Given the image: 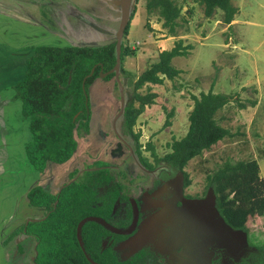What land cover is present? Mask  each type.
Instances as JSON below:
<instances>
[{"label":"rangeland","instance_id":"1","mask_svg":"<svg viewBox=\"0 0 264 264\" xmlns=\"http://www.w3.org/2000/svg\"><path fill=\"white\" fill-rule=\"evenodd\" d=\"M71 1L78 4L84 0ZM45 2L50 4L44 5ZM133 2L135 12L123 39L133 55L125 58L122 67L124 73L119 76L124 88L122 95L113 80L99 78L93 82L88 90L90 120L86 135H75L77 149L69 161L60 165L50 164L52 171L59 169L61 173L57 188L60 189L62 183L68 182L71 177L78 178L79 173L90 166L112 165L120 161L121 158L115 160L119 157H114L111 151L117 143L114 134H118L129 145L134 143L131 137L123 136L120 130L122 118L114 120L120 109V96L127 104L133 82L151 64L158 61L160 52L170 51L178 41H182V46L190 47L186 57L172 60V65L180 71L178 77L172 81L165 79L162 85L146 84L138 91L141 94L156 95L154 103L145 107L133 126V133L139 134L138 150L141 157L151 161V151L147 149L149 146L159 158L167 154L170 151L168 145L182 139L187 133L188 115L193 106L191 97L211 91L232 97L229 104L215 115L218 124L227 129L231 136L217 142L187 163L183 169L189 181L187 190L191 193L202 191L207 184V177L226 161L254 159L258 163L260 177L264 178V0H231L238 13L229 25L221 21L220 10H216L211 17H205L203 7L193 0H173L180 8L174 36L162 27L157 14L147 13V0ZM106 3L104 7L96 5L94 0H85L81 7L90 9V21L109 30L108 36L114 38L118 12H111L110 0H106ZM67 4L71 3L67 0H0V128L2 115L5 118V78L11 84L18 76L17 69H11L7 64L17 62V68L23 70L21 57L24 53L28 55L31 52L28 48L37 46L40 42L55 47L63 44L64 41H50L53 36H48L46 40L40 31L35 28L32 30L30 24L40 22L44 25V21H48V15L55 21L62 20V15L66 16L67 12L65 8H57ZM78 8L75 10L80 12ZM7 11L12 17H18L27 23L20 22L22 25L16 27L13 20H9L11 17L8 20L5 18ZM85 31V27H82L79 35H85ZM36 34L37 40L34 41ZM91 35L93 38L90 41L101 40L98 37L100 34L92 29ZM39 37H42L40 42ZM168 113L172 115L168 119L169 125H166ZM113 123L115 129L112 127ZM1 151L3 150H0L2 157ZM125 165L127 171L133 174L134 167L131 166L130 159ZM121 171L124 170L119 168L110 170V173L104 170L102 175L111 174L119 183H124V180L119 179ZM20 174L22 177L23 174L17 173L15 167L3 166L0 162V251L3 256L0 264H10L5 263L4 259L10 248L5 240L29 218L34 217L27 215L21 203L30 185L19 184ZM137 176L139 174L136 173ZM50 179L52 181V177ZM52 187L56 189V185ZM111 187L104 186L100 195L108 194L107 190ZM11 197L13 200H10ZM248 225L254 231L253 242L259 245L264 243V215L250 219ZM23 237L28 236L23 233L14 236L10 241L13 246L11 251L18 250L20 245L15 248L14 244H23ZM31 248L29 241L27 250ZM14 264L24 263L19 256H15Z\"/></svg>","mask_w":264,"mask_h":264},{"label":"trees","instance_id":"2","mask_svg":"<svg viewBox=\"0 0 264 264\" xmlns=\"http://www.w3.org/2000/svg\"><path fill=\"white\" fill-rule=\"evenodd\" d=\"M193 1L203 7L205 17H211L220 10L221 21L227 25L238 13L231 0ZM145 9L148 14H157L162 27L174 36L180 8L173 0H147ZM134 12L133 7L131 19ZM128 29L129 26L124 36ZM188 49L190 47H184L182 41H178L170 51L160 52L158 61L133 82L132 93L123 111L121 129L137 148L139 134L133 133V126L156 97L154 93L141 94L138 91L146 84L162 85L165 79L172 81L177 78L180 71L172 65V60L186 57ZM132 55V50L122 40L120 74L124 73L125 58ZM114 64V45L93 48L80 44L64 47L41 45L34 48L26 60L23 78L12 88V99L21 103V114L28 122L30 139L24 149L27 162L35 171L42 173L48 164H64L73 157L77 149L75 135L85 136L89 128L88 90L99 79L100 71L107 73ZM94 67L93 75L83 85L84 78ZM103 79L113 80L116 84L114 74ZM191 98L193 106L188 115L186 135L169 144L170 151L161 158L155 155L152 147L147 148L156 163L162 162L183 171L190 160L231 136L215 118L216 113L229 104L231 96L209 91ZM171 115L167 114L166 125H169ZM136 153L139 155L138 149ZM102 174L103 171L86 172L84 178L65 185L55 194L42 186L32 187L27 192L29 206L45 211L43 219L23 225L20 231L36 240L35 264H90L78 245L76 227L82 219L96 215L91 206L95 191L90 186L112 179L110 175ZM259 174L258 163L250 159L226 161L207 177V186L214 191L220 216L232 229L244 231L257 251L250 264H264V243L253 242L254 231L248 225L250 219L264 215V178ZM97 227L95 223H86L82 227L81 236L88 253L87 245L97 243L96 238L89 237V234Z\"/></svg>","mask_w":264,"mask_h":264},{"label":"flooded vegetation","instance_id":"3","mask_svg":"<svg viewBox=\"0 0 264 264\" xmlns=\"http://www.w3.org/2000/svg\"><path fill=\"white\" fill-rule=\"evenodd\" d=\"M67 1H69L71 4H67V6L64 5L65 7H68L66 10L67 12L66 16L69 19L73 20L74 23L76 24L75 27L73 28L74 31L73 35L75 36V38L81 37L79 35L81 25H85V22L86 24L88 23L87 19H89L88 15L89 13H91V10L90 9L85 10L84 7L78 8L81 5L83 6L85 0L82 3H78V4H75V2L71 0H67ZM94 1L96 2V5L106 7L105 6V4H107L106 0H94ZM110 2L112 6L110 7L108 6V7L111 9L112 8L116 9V11L118 12L116 15L118 19L117 22L119 23L118 16H120V10L118 9V7H116L113 4V0H110ZM76 8H78L80 12L75 10ZM83 10L86 12H84ZM84 27L86 28V26ZM89 27L96 29L97 30L96 33L103 34L104 35L103 37L110 38V36H108V34L110 33L109 30L99 27L95 23H92L90 19H89ZM117 28H118V24H117ZM124 37L125 36H123V39ZM121 98L122 96H120V104H121ZM124 105H126V103H124ZM118 113L115 116L114 120H117V118H122L123 114L121 116H118ZM122 121L123 119L121 120V125H122ZM112 127L113 129H115V123H113ZM120 130L122 132L121 127ZM114 135L116 137L115 139L117 143L114 144L115 147L111 151L114 157H119L115 159L116 161L121 158L118 163L116 162L115 164L112 165L108 164L102 166L101 165L93 166V167L90 166L84 171H81L79 173L78 178L73 179V177H71L70 178L71 181L69 180L66 183L65 182L62 183L61 188L60 189L58 188L56 192V193L60 192L65 185L70 184L77 179L84 178L85 177L84 174L86 172L87 173L100 172L105 170L106 172L110 173V170H119V168H122L124 170L121 171L119 175L120 176L119 179L124 180L125 181L124 183H122L121 181L119 183L116 177L109 174L112 177V179H110L108 182L102 181L101 184L98 183L100 185L96 184L90 186V188H92L95 191V199L92 201L91 204L96 214L94 217L101 218L107 223L109 227H105L103 225L95 223L96 225L99 226V228L97 227L95 231L93 230V232L89 234V237H95L97 243L96 245L94 244L87 245L89 253L86 251L85 249L86 247H84L85 245L83 240H82L83 247L81 248L77 240L78 245L85 256V259L87 260V258H89L95 264H177V262L172 260V258H170L169 256L161 254L158 251H156L153 245L150 243L134 251L128 247H121V245L137 234L142 221L146 220L147 218L156 214L162 209L161 206L159 205L160 202L173 201L176 208L182 207V203L179 201V196L177 195L176 191H174V189L167 188V192L166 191L159 192L168 182H172L175 179L176 174L181 170L168 167L166 164L162 162L156 163L153 156H151L152 157L151 161L144 159L143 157H141L140 153L139 155H137L136 149L138 148L135 143L129 145L120 136H118V134H114ZM123 136L125 135L123 134ZM128 159L131 160L132 163L131 166L134 167L133 174H130L129 171H127L126 169L125 163L128 161ZM181 172L183 173V183L181 186L183 199L185 200L204 199L208 193V190L212 188L208 187L206 184L204 189L199 193H191L190 191L187 190L189 187V181L188 179L186 181V176H185L186 174L184 171ZM82 173L83 175H81ZM136 173L139 174V177L138 176L136 177ZM104 186H110V187L113 186V187L107 190V192H109L108 194L101 196L99 192ZM156 191L161 193L159 197L152 196L153 193H155ZM215 207H216V196H215ZM134 209L136 210L134 211ZM88 223H94V222H88ZM234 230H238V229H234ZM205 236H207V238L199 236L198 242L206 243L207 241H210L212 236L208 234ZM212 241L213 244H211V246H208L205 252L203 253V256L208 257L210 264H250V262L253 259V256L257 253L255 247H253L250 241L248 240V236L246 237V245L242 243L241 239H238L235 242V246L232 247L229 246L227 248L220 247L218 245L216 238ZM36 248H37V243L35 241V247L33 251L34 255H32L33 257L32 264H35V258L37 255ZM181 252H182L181 248L176 250V254H178V256L180 255Z\"/></svg>","mask_w":264,"mask_h":264},{"label":"water","instance_id":"4","mask_svg":"<svg viewBox=\"0 0 264 264\" xmlns=\"http://www.w3.org/2000/svg\"><path fill=\"white\" fill-rule=\"evenodd\" d=\"M113 4L120 10L118 28L114 38H109L97 41L91 44L80 45L83 47H105L115 46V64L112 70L103 73L101 70L99 78L103 79L107 75L114 74V81L122 95L123 86L120 81V63H121V43L124 32L131 21V12L134 7L133 0H113ZM95 67L84 78L91 77ZM125 105L123 97L121 98L120 111L118 116L123 114ZM183 183V173L179 171L172 182H168L161 191H166L167 188L174 189L179 196V201L182 203L181 208H176L173 201L160 202L161 210L142 221L140 228L135 236L124 242L121 247L131 248L133 251L140 249L150 243L154 249L161 254L167 255L177 264H210L208 257L203 256L206 248L213 244L215 238L218 245L223 248L235 246V242L241 239L246 245L245 232L234 230L228 226L215 207V195L212 189L208 190L206 197L202 200H185L182 196L181 186ZM177 188V190H176ZM60 191V190H59ZM156 191L152 196L159 197L161 193ZM55 202L54 205H56ZM136 209H134L135 211ZM29 222L28 220L25 225ZM94 222L105 227H109L107 223L98 217H86L82 219L76 228V236L81 248L83 247L81 230L88 223ZM211 235L210 241L198 242L199 236L206 237ZM210 238V237H209ZM182 249L178 256L177 249ZM87 260L93 263L89 258Z\"/></svg>","mask_w":264,"mask_h":264},{"label":"crops","instance_id":"5","mask_svg":"<svg viewBox=\"0 0 264 264\" xmlns=\"http://www.w3.org/2000/svg\"><path fill=\"white\" fill-rule=\"evenodd\" d=\"M46 4H50V3L45 2L44 5H46ZM44 5H43V7H44ZM64 8H65V10H67V7H65L64 5H61L57 9H64ZM111 12L112 13L115 12V14H116L117 11L115 8H112ZM9 17H11V18L9 19ZM5 18L6 19L8 18L9 20H13L12 23H14L16 27H19L20 25H22L20 22H22V23L25 22L24 20L23 21L20 20L18 17H12V15L10 14L9 11L5 12ZM62 18L63 19L60 21H55V20L51 19L48 15V17H47L48 21H44V25L41 24L40 22L39 23H36V22L31 23L30 24L31 29L33 30V28H35L36 30L40 31L41 36L44 37L46 40H47L48 36H53V38H52L53 40H50V41H55V40L56 41H64L63 44L59 45L62 47L70 46L73 44L84 45V44L94 43V41H90L93 38V35H91V29L94 32H97V30L89 27V19H87V21H88L87 24L85 22V25H81V28L86 26L85 35H82L81 38L76 37V40H75V36L73 35V33H74L73 28L75 27L76 24L74 23L73 20L69 19L67 16L62 15ZM25 23H27V22H25ZM25 23H24V25H25ZM42 33H44L45 35H42ZM103 36H104L103 34L98 35V37H101V40H105L106 38ZM41 38L39 37V42L41 41ZM71 38H73V40H70ZM36 40H37V34H36V38H34V41H36ZM101 40H98V41H101ZM40 43L41 44H38L37 46L51 45V44H45V42H43V43L40 42ZM37 46H33L31 48H28V49L33 54L34 48ZM5 47H8V45L5 44ZM31 52H29L28 55H26L24 53V55L21 57V66L22 67L24 66L23 70H20L17 68L19 66L17 64V62H11L10 61L11 63L7 64L8 65L7 67H9L11 69H17V71H18L17 75L18 76L16 79H13V82L11 84H8V81H6V78H5V83H6L5 84V118L2 115V127L0 128V132L2 131V133H0V150H3V151H1L3 156L2 157L0 156L1 157L0 162H2L3 166L15 167L17 170V173L23 174V176H22L23 178L21 177V174L18 177L20 185H22V184L23 185H27V184L30 185L27 187L28 189L25 191L24 199L21 203L25 207V211L27 212V215H30V217L34 216L32 219L29 218V220H32L35 222V221H39V220L43 219L45 211H44V209L33 208V207L29 206V203L27 200V192L32 187L42 186V187H45L46 191L55 194L57 192V189H58L57 188V186H58L57 180L61 179L60 178L61 173H60L59 169L57 171H52V167H50L51 163L46 166L44 172L39 173V172L35 171L29 165V163L27 162V159H26V155H25L24 147H25V144L30 139V133L28 130V122H27V120H25L23 118V116L21 114V103L18 100L12 99L13 95H14L12 88L17 82H19L23 78L24 72H25L26 60H27V57L29 58L32 55ZM11 110H13V111H11ZM5 120H6V122H5ZM9 141H12L13 143H8ZM4 145H5V147L3 148ZM4 152H5V155H4ZM23 171L26 173V175ZM50 177H52V181H51ZM52 185H56V189H53ZM10 196L11 195H9V198H10ZM10 200H13V197H11ZM9 212H11V211H9ZM11 214H12V212H11ZM41 215H42V217H39ZM25 224H22V225H25ZM22 227L20 226L18 229H16L5 240L6 245L10 244L9 245L10 248L8 251H6V256L4 258L5 263L10 262V264H11V262H12V264H14L15 256H19L20 260H22V262L24 264H32L33 263L32 255H34L33 251H34L35 241H36L34 239V237H32V236L23 237V241H24L23 244H21V243H15L14 244L15 248H17V246L20 245L18 250L17 251L16 250L11 251L13 246L11 245L12 242L10 243V241L12 239H14V236H16V235L18 236L21 233L20 231H21ZM17 230H19L18 233H17ZM12 234H14V236L12 238H10ZM29 241H30V244H32L31 250H27ZM21 248H23V249H21ZM4 252H5V250H4ZM1 253L2 252L0 251V258L3 257ZM4 255H5V253H4Z\"/></svg>","mask_w":264,"mask_h":264}]
</instances>
